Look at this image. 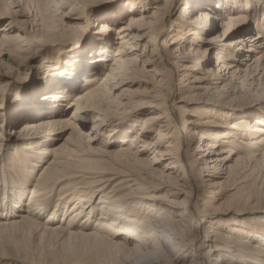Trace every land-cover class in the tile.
Wrapping results in <instances>:
<instances>
[{"label": "bare ground", "instance_id": "1", "mask_svg": "<svg viewBox=\"0 0 264 264\" xmlns=\"http://www.w3.org/2000/svg\"><path fill=\"white\" fill-rule=\"evenodd\" d=\"M107 1L112 0H19L16 5L18 10L15 11L5 6L3 0H0V21L11 19L12 15L24 18L23 21L18 22L29 23L35 28L36 33L31 36L35 41H32L39 46L54 50L52 52H56L57 58L64 53L63 51L67 54V48L80 46L77 38L79 34L72 31L73 27L69 23L76 18L77 20L86 19L93 12V5ZM180 1L164 0L162 4L155 7V10L147 12L150 10L148 6L153 5L151 2L157 4L161 1L133 0V4L138 3L142 6V13L131 17L130 24L118 25L119 21H113L110 28L104 26L108 28V31L115 32L117 37L110 39L108 46L102 50V55L97 54V59L92 60L93 53L89 52V59L85 60L82 54H76L80 50L77 49L73 52L75 55H71L67 61L65 60L66 62L64 61L63 69H67V72L72 74L73 71L77 72L79 67L88 70L90 66L93 67L96 62L102 60H111L112 64L108 68L104 65L97 69L96 72H105L100 79L99 73L95 74L94 78L92 75L90 79H88L90 72L82 76L86 80L85 84L72 96L68 104L69 107H77L70 116L65 115L67 111L64 103L52 104L49 107L53 109V112L38 115L36 121L24 124L19 131V134H35L32 138H42L37 141L32 140L33 146L29 147L27 152L25 151L26 154L24 152L26 162L22 164V167L25 172L33 174L34 180V182L32 180L31 192L26 203L19 197L17 185L12 181V185L9 186L6 180L9 176V174L6 175L7 172L14 174V166L8 169L9 161L14 159L8 160V157H13L6 152L8 146L5 143L7 142L3 143V134L0 130V177L2 178L0 242L3 243V238L8 235L15 238L13 241L16 252L22 249L23 252L28 251L32 255L34 252L31 253V251H37L34 255L37 256L36 259L30 260L31 257L28 258L29 256L24 254V258L29 259L30 263L48 264L50 259L51 264H64L66 260L74 264H264V257L259 255V250L264 249L263 210L252 211L260 214L261 217L249 219L250 222H247V225L244 224L245 226L242 225L244 227L241 230L236 229V226L216 224L213 220L202 226L201 236H199L200 233L198 234L195 230V219L204 216L203 212L206 213L209 210L212 201L200 199L199 185L191 184V182L189 188L190 192L195 193L194 197L187 196L178 201L171 199L166 193H160L161 184L155 182L151 177L152 174L145 168L151 160L141 157V149L136 150L139 145L138 139L129 137V134L138 128L139 114L145 111H159V113L151 114L150 121L164 120L160 122L158 131L161 141L169 140L167 145L170 150H167V154L171 155L174 149L178 150L179 155L182 153L185 156L188 152V147L184 149L183 147L185 137L190 143L188 134L191 131L187 126L190 121L189 118H185L187 114L185 107L177 106L178 100L172 99L174 91L173 85L166 80L167 70H169L167 67H172L177 74L180 69L179 62L189 60L191 51L194 50L191 48L190 52H185L182 42L185 43L189 37H192V45L202 43L203 34L207 32V24L201 21L196 24L199 27L185 26L186 14H189L191 5L194 4L193 0H186L179 16L180 21L172 20L171 22L173 34L171 33L170 40H161L167 20L170 21L169 16ZM203 1L205 4L202 8L205 9H200L201 17L209 16L206 13L207 10L225 11L226 21L222 19L224 25L222 38L234 37L227 42V45L233 49L230 50L226 46L216 51L214 69L209 67L207 61L203 62L201 67L199 58L190 61L193 67L196 62L194 68L200 67L204 75L218 80L220 85H216L219 83H212L215 86L205 85L200 94L188 92L190 95L185 90L181 92L182 89H178L181 92L180 96L177 92L180 100L178 103L195 99L205 106L221 105L220 107H223L227 106V103L218 100L224 98L220 91L224 88L243 91L252 90L250 87L256 85L255 91H264V0ZM214 1H217V4L211 8L210 4ZM134 12H136L135 8L128 9V14ZM74 15L76 18L73 17ZM257 15L260 16L259 24L263 32H257L256 37L251 36L253 33H244L242 30L245 29L247 22ZM120 20L124 22V19ZM135 23L137 25L133 26ZM142 34H146L149 40L144 45L143 52L139 54L137 50L141 46L139 39L143 36ZM17 38H21L17 32L13 36H9V33L3 34L0 47L7 41L15 43ZM214 40L215 38L205 39L206 47L202 55L208 51L209 45H212ZM176 42H179L176 49L178 53L180 52L178 56H174L173 50L168 48ZM20 47L21 44H17L14 48L21 52ZM245 50L247 53H258L252 64L245 63L251 61V54L238 53ZM151 62H153L152 69L148 70L146 64ZM182 67H184L183 64ZM9 71L11 69H8ZM220 72H226L228 77L220 75ZM140 73L150 75L149 81L152 87L141 97L128 99L129 101L125 103L124 115H129L133 120L132 128L128 132L120 133V137H117L119 150L115 151V158L117 157L118 161L113 168L110 162L103 159L102 156L105 154L101 156L97 149L90 146L93 138L91 139L89 133L79 128L75 119H80L85 125L91 116L102 124L105 117L100 113L108 110V104L114 97L113 91L119 85V80L117 81L119 76L129 74L137 76ZM68 76L69 74L66 75V79L69 78ZM183 78L185 76H182L180 86L183 84ZM248 81L250 84L247 83ZM3 86L0 82V95L3 93ZM50 96L56 101L66 98L67 94L63 91L62 94ZM176 113H179L181 121L177 119ZM124 115L122 117H125ZM197 116L200 115L197 114ZM196 118L198 123L200 117ZM99 123H95L93 127L97 128ZM211 124H214V127H211L210 131H202L200 137L212 140L208 143L210 149L225 146L228 151H220L227 154L225 159L237 155L236 163L238 164L244 163L242 160L245 156L252 168L259 169L263 166L260 164L264 161L263 121L257 122L256 125L243 123L244 129L239 135L234 132L235 124L231 125L227 131H222L226 123L215 120ZM60 129L72 131L62 143H51L50 136L53 134L49 132ZM143 130L144 127L138 133ZM129 140L131 143L128 145ZM141 143L148 147L152 144L148 140ZM16 146L18 145H14ZM16 152L14 149L13 153L16 154ZM240 152H242L241 155ZM22 155L17 154V158ZM13 162V165L18 166L16 161ZM191 164L190 167L194 169ZM197 171L198 169L196 173ZM55 192H57L58 202L51 205L49 200ZM175 194L181 193L171 192V196ZM8 212L12 213L8 214Z\"/></svg>", "mask_w": 264, "mask_h": 264}, {"label": "rangeland", "instance_id": "2", "mask_svg": "<svg viewBox=\"0 0 264 264\" xmlns=\"http://www.w3.org/2000/svg\"><path fill=\"white\" fill-rule=\"evenodd\" d=\"M159 1H161L158 2L159 4L158 3L154 4L151 2V4L153 5L148 6L150 10H147V12L155 10V7L157 5L162 4L163 3L162 1L164 0H159ZM185 1L186 0H181L178 3L177 7L170 14L169 16L170 21L167 20L166 29L161 40L162 39H168V41L170 40V37L173 34L172 33L173 27L171 22L172 20L173 21L176 20L178 22L180 21L179 16L184 8ZM18 2L19 0H3L5 6H7L8 8L10 7L11 10H15V11L16 9L18 10V8L16 7ZM110 2L107 1L104 2L103 4ZM132 2L133 0L131 1L124 0V3L126 6H128L129 10L131 8L133 9L135 8L136 10V12L132 14H128L127 18L124 19V22H121L120 20L121 18L119 19V17L116 16L112 17L113 21H119L118 25H121V23L130 24L131 17L138 16L140 15V13H142L143 10L142 6H140V4L138 3L133 4ZM214 2L210 4L211 8H214L216 6L217 1L215 3ZM103 4L98 3L96 4V6L93 5V10H92L93 12L91 13L90 16H88L84 20L83 19L77 20L76 15L73 16L76 19H74L75 21H72L69 24H71V27H73L72 31L75 34H79L77 38L79 39L80 46L79 47L71 46L67 48L68 49L66 50V52L68 51L67 54H64L65 51H63L64 53L57 58L55 56L56 52L55 53L52 52L54 50H51V48L49 47L39 46L36 44V42H34L35 39H33L31 36L33 35V33L34 34L36 33L35 28L32 27V25H29V23L24 24L18 22V21H23L24 18L22 19V17L12 15L11 19H3L1 20L2 22L0 21V41L3 38V34L9 33V36H13L17 32L19 35H21V38H17L15 43L11 41L8 42L7 40H5L7 42H5L0 47V62L2 63V64L0 63V82L1 84L4 85L3 93L2 95H0V130L3 134L2 135L4 140L3 143L7 142L5 143L8 146L6 152L7 154H11V156L13 157V158L8 157V160L14 159L13 161H16L18 163L17 166V165H13L14 164L13 161H9L8 169L10 170L13 168L12 166H14L13 170L15 171L14 174L7 172L6 175L9 174V176L6 177V180L8 181L9 186L12 185L11 183L12 181L14 182V184L17 185L18 191L20 193L19 197L23 198L24 203L27 202L26 200L31 192L32 183L34 182V180L32 179L33 174L25 172L24 168L22 167V164L26 162L24 161L26 159L24 158V152L25 151L27 152L29 147L33 146L32 140L37 141L42 138L40 137L32 138L33 137L32 135L35 134L33 133L19 134L20 133L19 131L22 129L24 124L28 122L36 121L38 115L42 116L41 114L45 112L46 113H50L51 111L53 112V109H50L49 105H44L40 98L41 93L47 94L45 98L51 95V93H48V87L51 82L57 80H69V78H71L70 80L72 79L77 80L76 83L78 84V87L73 94L75 95L76 92H79L78 89H80V87H82L83 84H85L86 80L82 77L83 75L90 72L91 74L88 77V79H90L92 75L94 78V75L95 74L98 75L99 73L100 74L99 79H100L102 78V76H104L105 72H96L97 69L99 67H103L104 65L107 66L108 68L112 64L111 60L109 61L102 60L96 62L93 65V67L90 66V69L88 70H83V68L79 67V70L77 72L73 71V74L70 73L69 71L67 72V69H63L67 59L71 55L72 56L75 55L73 54L74 51H76L77 49H81L86 37L88 36L90 29L95 27V23H94V19H95L94 16H96L95 10L98 6H101ZM203 4H205L203 0H196L194 4L191 5L192 7L190 9L189 14H186L187 19L185 21V26L189 28L199 27V25L196 24L201 21L206 22L207 32L206 34H203V39H202L203 42L200 44L192 45V41H191L192 37L191 38L189 37L187 42L185 43L182 42L184 46L183 50L185 52L188 53L190 52L191 48L194 49L193 51H191L190 54L191 56L189 60H185L183 61V63L176 61L179 62V67H180V69H178L177 74L176 72H174L175 70L172 67H167V69L169 70H167L168 73L166 80L168 83H170V85H173L174 94L172 99H176L178 100V102L180 101L179 100L180 93L184 92V90L187 93L189 92L191 94L194 93L200 94V92H202L201 89L205 85L211 84L212 86H215V84L212 83H219L216 85H220V82L218 80H215L213 77L204 75L200 67L198 69L194 68L196 66V62H194L195 65L193 67L190 61L199 58L201 67H202V63L207 61L209 62L208 64L209 67L210 68L213 67L214 69L215 67L214 57L216 51L226 46H227L226 48L228 49L230 48V50L233 49V47L227 45V42L228 40H232L234 37H231L229 39L222 38L223 36L222 33L224 30L223 20L225 19L226 21V18H224L225 11L221 12L218 9L215 11L207 10L206 13H208L209 16L207 18H204V16H202L203 17L202 18L201 13L199 11L200 9L203 10L205 9L202 8ZM259 17L260 16L257 15L256 17L253 18V20L247 22L245 29H243L242 31L246 34L253 33L251 34V36L255 35V37L257 32H261V31L263 32V28H261L259 24V19H260ZM136 25L137 23H135L133 26ZM80 27H82L81 30ZM110 33H111V39L112 38L115 39L117 37V34L115 32H110ZM142 35H141L142 37L139 39L141 46H139L137 50L139 54L143 52L144 45L149 40L146 34L145 35L142 34ZM187 38L188 35L186 36V39ZM206 38H215L214 40L215 42H213L212 45H209L208 51H206V53L202 55V52L206 47L205 46ZM17 44L18 45L21 44L20 47V49L22 50L21 52L15 50L14 47ZM178 45L179 42H176V44L168 47L169 50L170 49L171 51L173 50L172 52L174 56H178L180 54V52L178 53V50H176ZM246 51L247 50H245L244 52L240 51L238 53L239 54L243 53V55L251 54L252 55L250 58L251 61H246L245 63L252 64L255 55H258V53L257 52L247 53ZM147 52L150 55V50H148ZM152 63L153 62H151V64H146V68L148 70L152 69ZM18 64L21 65L18 66ZM182 64L184 65V67H182ZM185 67H190V68L186 69ZM40 68L41 70H39ZM8 69H11V71L8 72ZM225 73L226 72H220L219 74L228 77ZM68 74H69L68 76L69 78L66 79V75ZM182 76H185V78H183V84H181L180 86L179 82ZM149 78H150L149 74H141V73L137 76L131 74H129L128 76H122V77L119 76V78L117 79V81L119 80V85L117 89L113 91L114 97L112 98V100H110V103L108 104L109 106L108 110H106L104 113H100L101 116L103 115V117H105L102 124L101 122L99 123L98 121H96V119L95 120L94 118L92 119L91 116L87 119L85 125H83L84 123L80 119H75L77 124L79 125V128L82 129L83 132L89 133L91 139L93 138V140L90 142V146L95 150L97 149V152L101 153V156L105 154L102 156L103 159L110 162L113 165V168L115 166V163L117 164L118 161L117 160L118 158L117 157L115 158V151L119 150V144H117L118 142L117 137H120L119 136L120 133L128 132V130L132 128L131 124L133 120L129 115L128 116L124 115V111H125L124 108L126 107L125 103H127L130 99H133L134 97H138V96L141 97L146 90L149 91L151 89L152 87L150 84L151 81H149L151 79ZM247 83L250 84L249 81ZM184 84L187 85L185 86ZM254 87H256V85H252L250 87V89L252 90L245 89L243 91H234L232 88H224L220 90L222 91L221 93H223L224 98L218 101L227 103V106H223V107H220L221 106L219 105L220 103L218 104L219 106H205V104H202L201 101L199 102L195 99H191L190 101L186 100V102H182V103H178L176 101L177 106L185 107V110H187V114L185 118L186 119L189 118L188 120L190 121V122L188 121L190 124L188 123L189 125L187 126H189V129L191 131L188 134V136L190 137L189 142L191 144L188 143L185 137L183 149L188 147V152L186 153L185 156L182 153H180L179 155L178 154L179 152L176 149H174L176 151L173 150L171 155L167 154L168 153L167 150H170L168 149V145H167V142L169 140L165 139L161 141L158 131L160 129V124H161L160 122H164V120L150 121V118L152 116L151 114L156 112L159 113V111H155V112L145 111L139 114L137 117L139 120L138 128H136L131 132V134H129V137L131 139L132 138H134L135 140L138 139L137 144L139 145L137 146L136 150H138L139 148L141 149V157L149 161L151 160V162L147 164L145 168L148 170L150 174H152L151 177L154 178L155 182L161 184L162 190L160 193L162 194L166 193L169 195L171 199L174 198L178 201L183 200L187 196L189 198L191 196L194 197L195 193L190 192V188H189V183L191 182V184L196 183L199 185L200 199L204 198L203 200L212 201L209 210L206 213L203 212L204 216H201L200 217L201 219L200 218L195 219V226H196L195 230L198 234L200 233L199 236H201L202 226H204V224L207 225L209 222L213 220H214L213 222L216 224H220L228 227L236 226V229L241 230L245 225H247L246 224L247 222H250L249 219L253 217L254 219L261 217L260 214L253 213L252 211H260V210L264 211V161L260 162L261 166L262 165L263 166L260 167L259 169L252 168L251 163H248V159L247 158L245 159V156L244 159L242 160V162L244 163L239 162L237 164L236 163L237 155H233L230 158L225 159V156L227 154L224 152L228 151L227 147L221 146L219 149L216 148L210 149L208 143L212 140H210L209 138L207 139L200 138L202 131L204 132L210 131L212 129L211 127H214V124L211 123L214 122L215 120H217L220 123L222 122L226 123L223 125L222 131L229 130L231 125L235 124L236 129H234V132L238 135L241 134L242 130L244 129L242 127L243 123L246 122L249 125H256L257 122L260 121L264 122V91L263 90L255 91L256 88ZM178 89H182L181 92H179ZM261 89H263V87ZM63 91L64 92L66 91L67 94V89ZM177 92H179L178 93L179 96L177 95ZM73 95L68 96L67 94L66 98H62V100L64 101L65 109L67 111L65 115L68 114L70 116L71 113H73L77 108L76 106L75 107L68 106V104L73 98L72 97ZM54 96L55 95H53V97ZM9 97L12 98L10 101L8 100ZM224 103H222V105ZM6 107H7V111H5ZM46 113L45 115H47ZM196 113L200 116H197ZM123 115L125 117H122ZM176 117L177 119H179L180 117L179 113H176ZM196 117H200L198 123ZM30 119L33 120L30 121ZM179 121L181 120L179 119ZM206 121H211V122H206ZM95 123L96 124L99 123L97 128L93 127ZM208 123L211 125H209ZM6 124L9 126L6 127ZM142 127H144V130L138 133ZM92 128H94L93 131ZM70 129H72V127ZM70 129L64 131L63 129L62 130L60 129V130H54L53 132H49L51 133V135L53 134L52 136H50L51 143L52 142L62 143L64 139L71 133L72 130ZM144 140H148L150 143H152L151 146L149 147L143 146L141 142H143ZM130 143L131 142L129 140L127 144L129 145ZM14 145H18V146L14 147ZM14 149H16L17 151L16 154L13 153ZM220 151H224V152L220 153ZM241 153L242 152H240V155ZM17 154L22 156H19V158H17L18 157ZM178 156L179 158H177ZM189 162H192V164L193 163L196 164L197 167L194 166V164L192 165L190 163L192 167H194V169L191 168ZM245 163L246 165H244ZM196 169H198L197 171L198 173H196ZM1 180L2 178L0 177V185H2ZM114 182L116 183L117 181ZM172 191L181 194H175L171 196ZM257 193L259 195L258 197H257ZM0 194L2 195L1 190H0ZM24 194L25 197H23ZM49 201L51 205L53 203L58 202L57 192L53 194V196ZM200 203L202 204V201H200ZM10 213L8 212V214ZM6 237L3 238L4 239L3 243L0 242V264H34V263H30L29 261L31 259H36L37 256L34 255H36L35 253L37 251H31V253L34 252V254L32 255H30V252L28 251H25L26 253L23 252L22 249L20 252H16L14 247L15 243L13 241L15 238L10 237L8 235ZM2 252L5 253L3 254ZM24 254L25 256L28 255L29 256L28 258L31 257L30 260L25 259ZM51 263L52 260L49 259L48 264ZM65 263L74 264V262L68 260H66L64 264Z\"/></svg>", "mask_w": 264, "mask_h": 264}, {"label": "snow or ice", "instance_id": "3", "mask_svg": "<svg viewBox=\"0 0 264 264\" xmlns=\"http://www.w3.org/2000/svg\"><path fill=\"white\" fill-rule=\"evenodd\" d=\"M195 2V0H193ZM96 16L94 19L95 27L90 29L88 36L86 37L81 49L76 54H82L85 60L89 59L88 53H93L91 59L96 60L97 54L102 55V50L108 46L111 39V33L108 28L112 26L113 16L121 19H126L128 15V6L125 5L124 0H112L110 3L98 6L95 10ZM108 26V28L104 27ZM78 87L75 80H57L50 83L48 87V93L52 95H59L63 93L64 89H67L69 96L73 95ZM41 100L44 105L63 104V100H52L51 96L45 98L46 94L41 93ZM12 98L9 97L10 101ZM7 111V107L5 108ZM9 125L6 124V127ZM259 255L264 257V249L259 250Z\"/></svg>", "mask_w": 264, "mask_h": 264}]
</instances>
